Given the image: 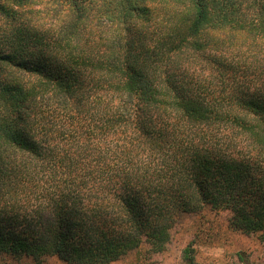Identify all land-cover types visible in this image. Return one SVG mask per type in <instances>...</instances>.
<instances>
[{"label": "trees", "instance_id": "trees-1", "mask_svg": "<svg viewBox=\"0 0 264 264\" xmlns=\"http://www.w3.org/2000/svg\"><path fill=\"white\" fill-rule=\"evenodd\" d=\"M0 13V255L108 264L186 214L264 241V0Z\"/></svg>", "mask_w": 264, "mask_h": 264}, {"label": "rangeland", "instance_id": "rangeland-1", "mask_svg": "<svg viewBox=\"0 0 264 264\" xmlns=\"http://www.w3.org/2000/svg\"><path fill=\"white\" fill-rule=\"evenodd\" d=\"M74 4L76 0H21L19 4L14 0H4L7 9L14 12L13 22L32 32L57 31L63 23L64 13ZM8 19L12 20L11 17ZM4 20V14L0 13V24ZM205 218V222H201L193 215L181 217L171 229L170 240L161 252H152L146 243H142L108 264H184L183 250L187 246L194 248L192 255L195 264H264V241L257 234L246 235L227 229L222 221L223 214H207ZM200 229H205V233L196 235ZM0 264L67 263L54 256L36 263L28 257L14 260L0 255Z\"/></svg>", "mask_w": 264, "mask_h": 264}]
</instances>
